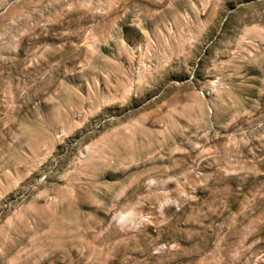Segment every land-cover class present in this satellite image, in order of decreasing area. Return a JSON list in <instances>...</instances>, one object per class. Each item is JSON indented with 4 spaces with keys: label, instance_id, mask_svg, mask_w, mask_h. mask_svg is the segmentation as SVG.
Instances as JSON below:
<instances>
[{
    "label": "rangeland",
    "instance_id": "rangeland-1",
    "mask_svg": "<svg viewBox=\"0 0 264 264\" xmlns=\"http://www.w3.org/2000/svg\"><path fill=\"white\" fill-rule=\"evenodd\" d=\"M0 264H264V0H0Z\"/></svg>",
    "mask_w": 264,
    "mask_h": 264
}]
</instances>
